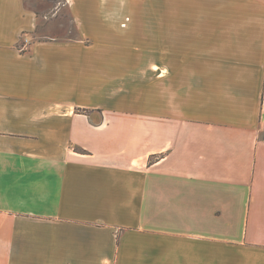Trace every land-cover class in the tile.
Segmentation results:
<instances>
[{
  "label": "crops",
  "instance_id": "0c3cea01",
  "mask_svg": "<svg viewBox=\"0 0 264 264\" xmlns=\"http://www.w3.org/2000/svg\"><path fill=\"white\" fill-rule=\"evenodd\" d=\"M69 10L0 0V264H264V0Z\"/></svg>",
  "mask_w": 264,
  "mask_h": 264
},
{
  "label": "rangeland",
  "instance_id": "374dc122",
  "mask_svg": "<svg viewBox=\"0 0 264 264\" xmlns=\"http://www.w3.org/2000/svg\"><path fill=\"white\" fill-rule=\"evenodd\" d=\"M25 2L27 7L37 12L39 28L29 35L23 36L22 47H19L22 51L30 52L34 42L44 40L74 43L83 39L76 20L69 10L70 0H25ZM85 42L87 46L93 44L89 39ZM79 109L77 108L76 112ZM81 110L91 112L88 109ZM261 138H264V131Z\"/></svg>",
  "mask_w": 264,
  "mask_h": 264
},
{
  "label": "trees",
  "instance_id": "16d2710c",
  "mask_svg": "<svg viewBox=\"0 0 264 264\" xmlns=\"http://www.w3.org/2000/svg\"><path fill=\"white\" fill-rule=\"evenodd\" d=\"M77 113H80V114H87V115H88L90 112H89V111H83V110L79 109V110H77ZM76 150H77L78 152H80V153H84V154H85V152H86V151L82 150V149L79 148V147H77ZM157 158H159V157H157ZM150 163H151V164L154 163V160H153L152 158H151V160H150Z\"/></svg>",
  "mask_w": 264,
  "mask_h": 264
}]
</instances>
